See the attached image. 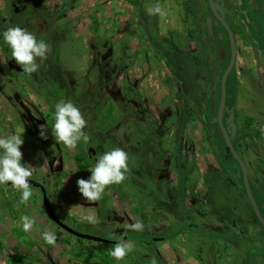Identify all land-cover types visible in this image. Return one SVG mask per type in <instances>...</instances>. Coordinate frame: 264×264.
Returning <instances> with one entry per match:
<instances>
[{
    "label": "rangeland",
    "instance_id": "rangeland-1",
    "mask_svg": "<svg viewBox=\"0 0 264 264\" xmlns=\"http://www.w3.org/2000/svg\"><path fill=\"white\" fill-rule=\"evenodd\" d=\"M27 1L31 8L26 5ZM193 1L191 5L190 0H0V25L6 28L15 26L10 23L11 14L23 9L21 14L13 17V21L20 22V26L50 45L48 63L52 62L49 67H43L45 71L39 68L42 77L39 80V74V81L36 82L41 85V90L36 88L39 92L36 94V86L25 80L27 75L13 72L7 65L1 49L5 44L0 43V136H22L21 162L32 167L34 178L45 184L55 212L65 223L79 232L97 234L108 240L126 236L125 240L135 242L134 251L119 264H155L153 246L142 241L152 244V234H157L155 227L164 223L146 215L147 229L151 233L143 235L127 227L139 218L138 211L120 202L110 189H105L100 201L82 198L76 182L87 179L90 171L78 168L74 156L80 155V152L76 147L67 148L56 141L52 127L53 110L47 104L51 102L55 105L62 99H71L80 107L87 121L85 132L104 135L102 139L89 138L87 144L91 145L90 148H95V141H99L101 145L97 146V150L101 146L107 150L117 145L124 150L133 149L126 151L129 171L122 182L130 194L139 192L137 182L140 173L137 170L140 169H135L132 162L138 158L137 143L152 130L155 133L153 137L156 136L155 147L165 152L170 150L172 154L160 169V175L171 180L176 177L177 187L181 176L188 177L187 191L198 192L201 174L207 167L216 164L209 123L201 111L207 117L215 102L217 72H222L223 66L215 59L225 57L226 44H218L220 34L225 42L221 27V33L214 27H208L205 0ZM135 3L143 11H139ZM157 5L161 12L152 14L150 10ZM45 10L51 14V23L38 19V13L44 16ZM248 12L249 16L242 19L248 22L244 23V27L250 30L248 37L252 38V11ZM210 19L215 22L211 15ZM256 19L258 23L261 21L259 17ZM195 30L196 34L193 33ZM242 33L237 31L234 65L239 74L232 72L229 76L227 104L232 106L236 81L240 79L244 84L240 86L237 121L242 125L245 114L251 113L254 116L252 126L256 124L264 133V116L261 115L264 111V91L262 99L260 92L256 94L250 87L253 74L258 85L264 88V79L257 72L258 69L264 71V65L252 54L250 40ZM196 36L201 40V49ZM5 51L8 54L10 49L7 47ZM200 51L205 60L203 63L209 68L214 63L217 72H204ZM168 53L174 56L176 63L171 67L164 62ZM186 57L196 61L195 65L189 63L188 69L185 66V61L188 62ZM55 62L61 71H51L57 67ZM33 74L36 76V73ZM180 78L187 84L189 92L180 83ZM206 82H209V90ZM252 93L256 97L255 104ZM184 105L189 117L180 127L178 119ZM35 127L45 129L42 136L49 138L48 149L51 145L56 154L53 163L60 173L58 180L44 179L49 172L51 158L45 150L46 146L31 142L30 131ZM217 144L220 160L235 171L237 166L221 138ZM144 149L145 146L139 150L142 152ZM245 156L247 160H252V150ZM142 179L148 191L153 188L152 182H147L149 179ZM174 191L177 193L178 189ZM33 192V197L24 203L20 201L18 191L8 185H0V264H117L109 255L114 244L84 239L77 241L75 236L52 224L43 210L38 190L33 188ZM130 194L128 201L135 207L138 195L134 199ZM22 215L35 221L34 230L29 233L20 227ZM91 216L98 218L99 223H89ZM68 217L77 223L66 220ZM179 228L180 223L176 224L174 232H178ZM48 229L57 234L55 246L46 245L40 238L39 233ZM157 236L161 238L163 234ZM190 237L191 234L184 230L173 240L157 242L156 246L167 263L190 264L193 261L197 264L192 257L200 256L197 252L199 238L193 236L191 241ZM245 244L248 251L252 252L253 248L255 253L262 254V249L252 240H246Z\"/></svg>",
    "mask_w": 264,
    "mask_h": 264
},
{
    "label": "flooded vegetation",
    "instance_id": "flooded-vegetation-1",
    "mask_svg": "<svg viewBox=\"0 0 264 264\" xmlns=\"http://www.w3.org/2000/svg\"><path fill=\"white\" fill-rule=\"evenodd\" d=\"M217 1L219 6L224 9L225 17L232 28L236 42L237 31H241L240 26L242 25L244 27V22H246L242 19L243 15L248 12V10L252 11V54L256 55L260 60H262V64L264 65V0ZM190 3L192 5L194 1L192 0ZM207 6L208 5L206 3V7ZM192 14L195 16V12L193 13L192 11ZM258 17L261 20L259 23L256 19ZM205 19L208 21V27H214L219 32V27L223 28L219 21L215 19L216 21L213 22V20L210 19L209 12H207ZM238 20L239 25L237 23L235 26L234 23ZM197 23L198 22L195 21V25H198ZM216 25H218V27H216ZM245 25L247 26V24ZM218 31H216L217 35L219 34ZM221 36L222 35L220 34V37ZM165 55L164 62L166 66L168 65L171 67L172 64H176L174 61V56L169 53ZM4 58L7 65L13 72L18 71V74H21L22 70L20 69L19 65L8 62L5 55ZM48 58L49 54L45 60L46 62L48 61ZM47 66L48 65L42 64L41 69L43 70V67L45 68ZM233 68H235V66H233ZM39 71L40 70H38V72ZM38 72H36V76L34 74H31L30 76L27 75V78L25 79L32 82L34 86H36L35 89L41 88L39 82H36L39 81L37 79ZM257 72H259L258 75L260 74V77H263L264 79V75H262V72L264 71L258 69ZM250 82L252 91L255 90L254 92L256 94L260 92V98L263 99L261 93L264 91V88L263 85L262 87L258 85V80L256 79L255 75L252 74V81ZM36 83L39 85H36ZM35 93H39L37 89ZM240 94L241 88L237 80L235 100L232 106L228 107L226 102L228 98V88L226 87L225 105L227 109L224 108L223 110L222 122L224 124L225 118L230 115L231 119L235 123L236 133L233 135L234 138H231L232 144L235 151L240 155L245 164L252 196L262 218L264 219V133H262V131L257 128L256 124L252 126L254 124V116L251 113L245 114V119L242 125L237 121V117L239 115L237 102ZM40 97L42 96L40 95ZM255 99L256 97H254L252 93L253 103ZM44 101L46 102V100ZM49 104L47 105L53 110L54 105L51 102H49ZM252 108L256 109V107L253 105ZM261 115L264 116V111ZM35 128L36 129H31L30 131L32 139L31 142H37L38 145L40 144L44 148L46 146L47 148H45V150L50 154L48 157L51 158V162L49 163L50 165L48 167L49 172L46 175L47 177L44 179L50 177L52 180H58L60 173L53 163V159L55 158L56 154L51 149V145L48 149L49 138L44 137L41 134L43 130L44 135L45 129L37 127ZM149 134L151 136H149ZM87 135L89 138L92 137L97 139H102V137H104L103 134L99 133L98 136L97 134ZM153 135H155V133L152 130L146 133L144 135L145 138L142 137L137 143L138 149L136 151H138V162L136 164V168L140 169V171L137 170V172L140 173V180L137 182L139 186V192L137 195L140 206L133 207L127 200H125V198H122L117 193H115V191H113L110 186L107 188L110 189L113 194H115V196H117L120 202L127 204L131 208H134L138 211L137 214L139 219H141L145 224L143 232H140L143 235L147 234L149 236L151 233L150 229H147L148 227L145 221L146 215L156 218L160 222L164 223V225H158V227H155L154 230L157 231V234H152L154 241L152 244L142 241L143 244L153 246L156 259L155 264H170L167 263L164 257L161 255V250L158 249L156 243H163L173 240L184 230L191 234L192 237L195 236L199 238V250L197 249V252H200V256L195 255V257H192L193 259L197 260V264H264V225L259 221L253 207L251 208L245 192L243 193L240 191V187L244 189L241 169L238 162L233 158L231 153L227 150L228 155L232 158L237 166L235 171H233V167H227L225 162L220 160L218 146L214 140L211 142L212 155L215 157L216 164L215 166L211 165L207 167V169L201 174L200 190L194 193L192 191H187L188 189L186 181L188 180V177L181 176L177 187L175 185L177 183L176 177L171 180L160 175V169H162V166H164L170 160L172 154L170 153V150L169 152H165L160 147H155L156 136L153 137ZM219 136H222V133L221 135L219 134ZM95 144L98 146V143ZM90 146L91 145L87 143L77 144L76 149L79 150L80 155H75L74 159L78 165V168L81 164L77 162V158H81L83 156L82 148L85 147L96 154L98 152L97 157H99L101 154L99 150H97V146L95 148H90ZM143 146H145V149L140 152L139 149H141ZM249 150H252V160H247L245 156V153ZM125 151L129 152L130 150L126 149ZM131 151H133V149H131ZM151 174V177H145L146 175L149 176ZM32 178L39 181V179L34 178V176ZM142 178H147L149 179L147 182H152V191H148V188L143 186L141 180L144 179ZM140 183H142V186H140ZM41 184L45 186V184ZM191 188L193 187L191 186ZM176 189H178L177 193L174 191ZM49 200H51V195ZM53 209L55 210L54 207ZM66 220L75 222V219L70 217H68ZM178 223H180V225H182L181 223H185V226H182L178 233L172 236V233L176 228V224ZM53 224L57 226L55 223ZM158 234H163V236L158 238ZM192 237H190L191 241L193 240ZM246 240H252V243H256V245L262 249L263 255H258L255 253L253 248L252 252L248 251V247L245 244ZM191 263L193 264V261Z\"/></svg>",
    "mask_w": 264,
    "mask_h": 264
},
{
    "label": "clouds",
    "instance_id": "clouds-1",
    "mask_svg": "<svg viewBox=\"0 0 264 264\" xmlns=\"http://www.w3.org/2000/svg\"><path fill=\"white\" fill-rule=\"evenodd\" d=\"M152 14L161 12L157 5L151 10ZM0 41L10 49L11 57L25 75L36 73L44 60L47 59L51 47L43 39H37L36 35L27 28L16 25L4 28L0 31ZM39 61V62H38ZM54 123L52 125L55 138L58 143H63L67 148H75L78 143L89 141L86 134L87 121L80 107L71 99H62L54 105ZM43 135V130L42 133ZM21 135L11 134L0 136V185H10L20 193V201L28 202L34 192L30 180L34 175L33 169L22 164ZM128 153L119 147H114L99 155L93 166L88 169L90 176L87 179H78L77 188L82 198L87 201H100L108 186L121 184L126 179L129 171ZM89 223H99L98 218L91 216ZM20 227L25 233L35 228L32 217L22 215ZM128 229L135 232H143L144 222L137 218L135 222L127 225ZM41 240L48 246H55L58 240L57 234L51 229L39 233ZM135 242L125 240L123 236L109 251V255L119 264L126 256L134 251Z\"/></svg>",
    "mask_w": 264,
    "mask_h": 264
},
{
    "label": "trees",
    "instance_id": "trees-1",
    "mask_svg": "<svg viewBox=\"0 0 264 264\" xmlns=\"http://www.w3.org/2000/svg\"><path fill=\"white\" fill-rule=\"evenodd\" d=\"M190 1H192V0H190ZM28 7H29V3H28V1H27V4H26ZM135 7L139 10V11H143L141 8H139V6L135 3ZM29 8H31V7H29ZM44 8V7H43ZM57 10V9H56ZM56 10L55 11H53V13L54 12H56ZM207 10H208V12H209V14L212 16V13H211V11L209 10V7L207 6ZM23 12V9H21V10H17V11H15V13L14 12H12V14H11V20H12V22H10L11 24H13V25H19L20 26V22L18 23V22H14L13 21V17L18 13V14H21ZM58 12V11H57ZM40 14V15H39ZM42 13H38V19H43L45 22H47V23H51V19H50V17H51V14L50 13H46V10L43 12V14H44V16L43 15H41ZM246 15H248L249 16V14H248V12H246L243 16H246ZM213 17V16H212ZM213 19H214V21H216L215 20V18L213 17ZM219 24V23H218ZM22 25H23V22H22ZM0 28H1V30H3L4 28H6V27H3L2 26V24L0 25ZM223 29V28H222ZM223 31H224V34H225V42H224V39L222 38V37H220V40H218V44L220 45V44H222V45H224V44H226V55H225V57L224 58H222V59H215V60H218V61H220L219 63L220 64H223V66H222V72L224 71V69H225V67H226V65H227V63H228V60H229V55H230V53H229V42H228V37H227V34H226V31L223 29ZM193 33L194 34H196L197 32H196V30L195 31H193ZM209 33V32H208ZM218 36V35H217ZM196 41H198L199 43L201 42V40H200V38H199V36L197 37L196 36ZM2 45H3V42L1 41L0 42ZM47 43V42H46ZM4 47H1V49H2V51H3V53H4V55H5V57H6V59L8 60V62H10V63H16L15 61H14V59H12V57H11V52H9L8 54H6V51H5V49L7 48V46H5V45H3ZM6 47V48H5ZM199 49H201L203 46H202V43H200V45H199ZM225 47V46H224ZM201 51L199 52V55H200V58H201V61H202V66H203V70H204V72H206V73H212L213 71H216L217 72V68H216V65H214V63H213V67L212 68H209L207 65H205L204 63H205V60H203L204 58L202 57V55H201ZM55 57H56V55H55ZM186 60L188 61V62H186L185 61V66H186V69H188L187 68V66L189 65V63H191L192 65H195V63H196V61H195V58H189V57H186ZM56 62H58L57 60H56ZM56 62H55V65L57 66L56 68H54V69H52L51 71H53V70H59V71H61L60 70V67H59V65H57L56 64ZM204 62V63H203ZM215 62V61H214ZM47 63V65H48V67H49V65H52V62H49L48 63V61L46 62L45 60L43 61V63L42 64H46ZM41 64V65H42ZM196 68H199V66H196ZM43 71H45V70H43ZM222 72H217V74H218V80H217V91H216V97H215V102H214V104H213V107L211 108L212 110L211 111H208V116L206 117V114H205V112L204 111H201V115H204L205 116V119L208 121V123H209V129H210V132H211V135H212V139L215 141V143H216V145L218 146V141L220 140V138H221V141L223 142V144H224V146H225V149H226V145H225V143H224V141H223V138H222V136H219V134L221 135V132H220V130H219V128H218V126H217V122H216V120H215V116H216V109H217V105H218V101H219V94H220V77H221V74H222ZM232 72H235V69L233 68L232 70H231V72L229 73V75H228V78H227V81H226V87L228 88V79H229V76H230V74L232 73ZM21 74H24L23 72H21ZM40 74V75H39ZM39 75V80H40V78L42 77V74L40 73V71L37 73V76ZM27 78V76L25 77V79ZM180 83L183 85V87H184V89L186 88V89H188V86H187V84H185V81L183 80V78H180ZM206 84H207V90H209V82L207 83L206 82ZM187 92H189V89L187 90ZM226 102H227V100H226ZM207 107L208 106H206V109H207ZM225 108L227 109V107H226V105H225ZM189 117V112H188V110H187V107H186V105H184V109L182 110V113L180 114V117H179V119H178V123H179V125H180V127L181 126H183L184 125V123L186 122V119ZM224 126L226 127V129H227V131H228V133L231 135V138L233 139L234 138V133H236L235 131H236V127H235V123H234V121L231 119V117H230V115L229 116H227L226 118H225V120H224ZM149 136H151L150 134H149ZM217 136H219V137H217ZM96 143H98V145H101L100 144V142L99 141H97ZM116 147H119L118 145L116 146ZM120 148V147H119ZM82 150H83V153H82V157L81 158H77V162L79 163V164H81V165H79V167H80V169H82V170H85V169H87V168H91L92 166H93V162H94V160L95 159H98L99 157H97L98 155V152H97V154L96 153H93L91 150H89V149H87V148H82ZM108 150H110L109 148L107 149V150H104L103 148H102V146H101V148H100V150H99V152L102 154L103 152H105V151H108ZM124 150V149H123ZM226 151H227V149H226ZM228 152V151H227ZM132 160H134L133 158H131ZM133 163H135L134 165H135V168H136V164H137V159H136V161L134 162V161H132ZM111 188H112V190L113 191H115V193H117L120 197H122V198H125V200H127L128 201V198H129V194H130V191H129V189L128 188H124V184H117V185H111L110 186ZM125 187H126V185H125ZM149 190L150 191H152L153 190V188H149ZM240 191L241 192H243L244 193V189L243 188H241L240 189ZM137 194H138V192H136V191H133L130 195H132L133 196V198L135 199V196H137ZM129 202V201H128ZM138 202V203H137ZM137 204L136 205H134L135 207H138V206H140V204H139V200H138V196H137ZM74 222V221H73ZM75 224L77 223L76 221L74 222ZM53 224V223H52ZM185 223H182V225H184ZM54 225V224H53ZM182 225H180V228H179V230L182 228ZM178 230V231H179ZM178 232H173L172 233V236L173 235H175V234H177ZM148 236V235H147ZM75 238V237H74ZM77 241H79V242H81V239H78V238H75Z\"/></svg>",
    "mask_w": 264,
    "mask_h": 264
},
{
    "label": "water",
    "instance_id": "water-1",
    "mask_svg": "<svg viewBox=\"0 0 264 264\" xmlns=\"http://www.w3.org/2000/svg\"><path fill=\"white\" fill-rule=\"evenodd\" d=\"M206 3L213 17L221 23V25L223 26V28L225 29L227 33L228 42H229V53H230L228 63L224 71L222 72L221 78H220V97H219V102H218L217 109H216L215 120L217 122V126L219 130L222 133L227 150L231 153L233 158L236 159V161L238 162L240 166L244 192L247 197V200L251 208L253 207L259 221L264 225V219L262 218L257 208L256 202L252 196V191L250 189L245 164L242 158L240 157V155L235 151L233 144H232L231 135L228 133L226 127L224 126L222 122V114L225 108V99H226V81H227L229 73L233 69V66L235 64V59H236V52H237L236 40L234 37V33L232 31V28L229 25L227 18L225 17L224 9L219 6L218 1L217 0H206ZM30 184L32 188H35L38 190L37 193H38L39 200L42 204L44 211L47 213L50 220L53 223H55L59 228L75 236L78 239L96 241V242H101V243H110V244H114L116 242V240L114 241L110 239L108 240L107 238H104L103 236H100L97 234L93 235L89 233L79 232L75 230L74 228H72L71 226H69L67 223H65L62 219L58 217L55 210L53 209L50 203V200H49V196L47 194L46 187L42 185L39 181L33 178H31ZM123 238L126 239V236Z\"/></svg>",
    "mask_w": 264,
    "mask_h": 264
},
{
    "label": "crops",
    "instance_id": "crops-1",
    "mask_svg": "<svg viewBox=\"0 0 264 264\" xmlns=\"http://www.w3.org/2000/svg\"><path fill=\"white\" fill-rule=\"evenodd\" d=\"M241 13V12H240ZM236 23H238V25H239V20L236 22ZM244 23H248V22H244ZM248 25V24H247ZM241 28H240V30H241V32H243L242 34L244 35V37H246L247 39H249L250 40V43L252 42L251 40H252V38H250V37H248V35H249V33H250V30L249 29H247V28H245V27H243L242 25L240 26ZM251 46H252V43H251ZM237 54V53H236ZM237 57V56H236ZM236 60V59H235ZM239 73H238V71L236 70V75H238ZM238 80V84H239V86H242V84H244L243 83V81H241L240 79H237ZM239 99H240V96L238 97ZM238 99V100H239Z\"/></svg>",
    "mask_w": 264,
    "mask_h": 264
}]
</instances>
